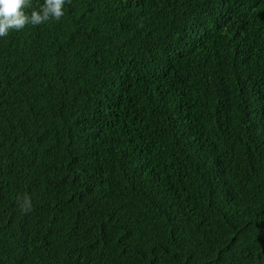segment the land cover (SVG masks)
I'll return each mask as SVG.
<instances>
[{
  "label": "trees",
  "instance_id": "16d2710c",
  "mask_svg": "<svg viewBox=\"0 0 264 264\" xmlns=\"http://www.w3.org/2000/svg\"><path fill=\"white\" fill-rule=\"evenodd\" d=\"M64 11L0 38V264H264V0Z\"/></svg>",
  "mask_w": 264,
  "mask_h": 264
},
{
  "label": "clouds",
  "instance_id": "9594fccd",
  "mask_svg": "<svg viewBox=\"0 0 264 264\" xmlns=\"http://www.w3.org/2000/svg\"><path fill=\"white\" fill-rule=\"evenodd\" d=\"M71 0H43L38 7H32V0H0V38L12 31H21L26 26H38L50 21H60L65 15V5ZM31 8L32 10L26 11ZM21 210H32L31 198H18Z\"/></svg>",
  "mask_w": 264,
  "mask_h": 264
}]
</instances>
